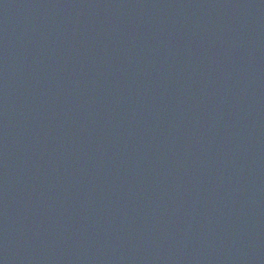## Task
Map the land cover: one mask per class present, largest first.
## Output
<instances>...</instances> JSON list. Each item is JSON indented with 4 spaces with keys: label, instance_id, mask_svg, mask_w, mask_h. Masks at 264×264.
<instances>
[{
    "label": "water",
    "instance_id": "95a60500",
    "mask_svg": "<svg viewBox=\"0 0 264 264\" xmlns=\"http://www.w3.org/2000/svg\"><path fill=\"white\" fill-rule=\"evenodd\" d=\"M0 264H264V0H0Z\"/></svg>",
    "mask_w": 264,
    "mask_h": 264
}]
</instances>
